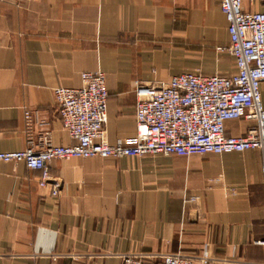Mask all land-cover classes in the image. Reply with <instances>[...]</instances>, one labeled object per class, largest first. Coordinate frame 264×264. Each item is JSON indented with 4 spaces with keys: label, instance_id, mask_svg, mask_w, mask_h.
<instances>
[{
    "label": "crops",
    "instance_id": "obj_1",
    "mask_svg": "<svg viewBox=\"0 0 264 264\" xmlns=\"http://www.w3.org/2000/svg\"><path fill=\"white\" fill-rule=\"evenodd\" d=\"M262 12L263 0H243ZM222 0H21L0 3V152L73 144L56 102L102 71L107 139H132L136 83L185 72H236ZM264 106V82L262 83ZM26 112L31 118H26ZM252 123H226L243 137ZM59 197L40 172L0 163V264H124L209 253V264H264V156L206 155L55 160Z\"/></svg>",
    "mask_w": 264,
    "mask_h": 264
},
{
    "label": "built area",
    "instance_id": "obj_2",
    "mask_svg": "<svg viewBox=\"0 0 264 264\" xmlns=\"http://www.w3.org/2000/svg\"><path fill=\"white\" fill-rule=\"evenodd\" d=\"M21 0H0L18 4ZM264 3V0H263ZM231 43L220 48L234 59L236 72L204 76L185 72L167 83H136V131L132 139L110 144L107 139L109 91L102 71L82 74L80 88L58 87L56 102L64 129L73 144L54 146L44 137L40 149L0 152V163H23L40 172L41 188L59 197L63 184L51 174L55 160L142 158L148 155H206L259 150L264 156V10L247 12L243 0H222ZM26 118L31 113L26 112ZM252 123L246 136L227 137L226 123ZM207 251L194 258L182 254L146 257L131 252L124 264H209ZM256 264V263H244Z\"/></svg>",
    "mask_w": 264,
    "mask_h": 264
},
{
    "label": "rangeland",
    "instance_id": "obj_3",
    "mask_svg": "<svg viewBox=\"0 0 264 264\" xmlns=\"http://www.w3.org/2000/svg\"><path fill=\"white\" fill-rule=\"evenodd\" d=\"M132 159L137 160L138 158H132Z\"/></svg>",
    "mask_w": 264,
    "mask_h": 264
}]
</instances>
